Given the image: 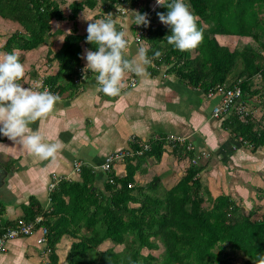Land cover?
<instances>
[{
	"label": "crops",
	"instance_id": "1",
	"mask_svg": "<svg viewBox=\"0 0 264 264\" xmlns=\"http://www.w3.org/2000/svg\"><path fill=\"white\" fill-rule=\"evenodd\" d=\"M49 1L54 3L53 8L56 6V15L44 42L25 53L22 61L25 74L18 81L25 87L33 88L32 83L36 80H44L45 85H49L46 77L57 74L59 70L55 53L62 48L65 36L74 30L87 35L88 23L94 19H101L111 13L116 27L127 31L128 47L125 55L129 59L136 57L139 46L149 48L155 34H151L150 30L142 41L135 40V12L148 13L152 22L149 29L151 26L170 28L161 23L159 18L152 16V10L157 6L156 0L150 1V11H144L146 0H134L137 5L117 4L127 7L126 14H121L118 9L110 12L105 8L104 0H89L96 1V5H85L75 18L72 17V3L86 0ZM30 3L31 0H0V57L8 53L3 46L9 38L20 32L21 42V38L28 35V29H32L35 21L31 18L35 9L29 7L32 6ZM254 8L264 17V0H257ZM84 14L93 17V21L85 20ZM202 25L205 29L209 27L204 22ZM216 38L230 50L255 44L251 36L216 34ZM93 46L82 42V54L87 49L98 50H94ZM197 53L193 49L191 57H195ZM82 64L84 68L85 59H82ZM241 66L242 61L239 62V67ZM153 67L149 63L145 64L143 76L126 72L121 82V92L114 97L106 96L100 90L95 74L90 70L88 78H82L76 85L68 84L64 88L53 89L49 85L51 92L59 94L61 101L48 116L30 127L33 130L39 128L46 142L61 144V149L54 158L42 159L35 156L0 134V165L8 172L4 184L0 186L1 223H10L9 226L15 223L24 214V207L32 197L38 199L48 212L52 204L50 193L61 182L81 177V172L76 169L78 163L96 172L94 188H101L105 181L113 180L110 178L113 172L119 177L126 176L125 158L115 160L109 171L104 170L101 165L109 156L129 152L135 140H166L161 158L156 160L151 156L142 161L137 166L134 182L131 183L151 190L148 185L159 177L160 184H154L153 187L159 192L156 193L157 196L165 195L166 190L176 187L192 163L202 166L198 177L202 180V195L209 206L223 194L230 195L237 203H245L252 197L247 204L258 200L259 194L264 195V183L261 182L264 179V147L253 151L251 145L241 142V137L231 135L225 126L230 112L219 117L213 115V108L219 104L221 96H211L203 86L194 87L179 81L174 73L167 72L165 65L161 70ZM239 67L230 75L227 84L235 79ZM132 78L136 79L134 86L131 85ZM253 84L258 93L248 104L252 115L260 120L264 115V80L261 74L254 77ZM172 133L187 137L180 145L185 144L188 149V145L192 144L194 158L185 153L181 157L175 155V144L166 139ZM146 149H151V146L147 144ZM194 159L196 162H193ZM140 203L139 199L131 205L136 207ZM40 216L44 217H37ZM78 240L79 238L70 234L62 237L57 244L58 264H68L67 254L72 243ZM124 247L123 244L106 239L98 250L113 249L115 252H122ZM45 249L46 246L37 242V234L14 238L7 242L4 251H0V264H51L49 253ZM142 253L153 258L149 264H161L166 248L159 243V247L144 248Z\"/></svg>",
	"mask_w": 264,
	"mask_h": 264
},
{
	"label": "trees",
	"instance_id": "2",
	"mask_svg": "<svg viewBox=\"0 0 264 264\" xmlns=\"http://www.w3.org/2000/svg\"><path fill=\"white\" fill-rule=\"evenodd\" d=\"M150 1L146 0L144 11L151 10ZM256 1L186 0L198 17V25L204 29L203 41L195 48L197 55L192 58L193 49L181 52L168 44L165 38L171 34L170 28L151 26L149 31L155 34L147 56L150 61L152 58L155 60L149 64L157 70L165 65L167 72L174 73L179 81L194 87L203 86L209 91L218 84H227L242 61L235 79L228 85H239L242 88L241 100L248 104L258 93L253 88L254 77L261 74L264 80V17L254 8ZM31 2L29 7L35 9L31 18L35 21L32 29H28V35L21 38V42L18 32L3 46L8 53L15 49L21 62L26 52L44 42L56 15L52 1ZM104 3L110 12L117 9L119 3L137 5L134 0H104ZM85 5L95 6L96 1L72 3V17L75 18ZM167 11L166 6L157 5L152 16L158 18V12ZM202 22L209 27L205 29ZM117 30L120 29L117 27ZM216 34L251 36L255 44L230 50L218 42ZM86 37L76 30L65 36L62 48L55 53L59 70L57 74L46 77L52 89L78 84L75 79L80 76L78 67L83 66L82 42L87 43ZM87 45L93 46L91 43ZM92 48L97 49L96 45ZM157 51L159 57H155ZM229 115L225 126L231 135L241 137V142L251 145L253 151L264 147V115L260 120L252 115V110L244 119L235 110ZM165 143L162 140H135L124 156L127 175L119 177L113 172L110 176L113 182L107 180L101 188H94L96 172L82 165L79 170L81 177L61 182L50 193L52 204L48 212L38 199L32 197L24 207V214L15 223L9 226L10 223L7 225L0 221V235L9 227L16 226L20 218L33 221L44 215L42 225L48 228L45 246L46 250L50 249L51 264L59 262L57 244L65 234L79 238L72 243L67 254L68 264H149L153 258L145 256L142 250L159 247V243L166 248L161 264H253L257 253H264V213L260 218H254L256 210L251 209L245 215L242 205L226 194L218 196L213 205H207L202 195L203 183L198 177L201 165L192 163L179 184L166 190L162 196H157L159 192L153 189L154 184H160L159 177L148 185L151 190L131 184L137 166L151 156L159 160ZM181 143L173 146L175 155L181 157L185 153L194 158L195 153ZM147 144L151 149L145 150ZM259 195V198L264 196ZM139 199V206L131 205ZM106 239L125 245L124 250L99 251L98 247ZM239 255L243 258L237 262L236 256Z\"/></svg>",
	"mask_w": 264,
	"mask_h": 264
},
{
	"label": "clouds",
	"instance_id": "3",
	"mask_svg": "<svg viewBox=\"0 0 264 264\" xmlns=\"http://www.w3.org/2000/svg\"><path fill=\"white\" fill-rule=\"evenodd\" d=\"M156 3L168 9L167 13H157L160 22L171 29V34L165 38L168 44L184 52L195 49L202 43L204 29L198 25V18L186 0H156ZM84 19L93 21V17L85 14ZM134 24L150 25L148 13L135 12ZM127 35L126 30H117L111 13L88 23L86 42L96 45L98 50L87 49L81 54V59L86 60L82 70L83 78H88L90 70L95 74L96 84L106 96L120 94L121 82L126 72L143 76L144 65L151 62L147 56L149 49L144 45L138 47L136 57L129 59L125 55ZM159 55L157 51L155 57ZM24 74L25 67L15 49L0 57V134L35 156L42 159L54 158L61 149V144L46 142L39 128L33 130L30 125L48 116L61 101V97L47 88L43 91L34 90L18 83ZM253 264H264V253L258 252Z\"/></svg>",
	"mask_w": 264,
	"mask_h": 264
},
{
	"label": "built area",
	"instance_id": "4",
	"mask_svg": "<svg viewBox=\"0 0 264 264\" xmlns=\"http://www.w3.org/2000/svg\"><path fill=\"white\" fill-rule=\"evenodd\" d=\"M117 9H119L121 14H126L128 12V9L124 5L117 6ZM150 25H151V19ZM144 25H136V34H135V40L136 41H142L144 37L147 35L149 31V27ZM84 68L82 66L78 67V71L80 73V76H78L75 80L77 83H80L83 78V70ZM131 85H136V79H131ZM33 88L43 91V89L47 88L51 91V87L49 85H45L44 80H36L32 83ZM209 95H220L221 100L219 104L215 105L213 108V115L216 117H219L222 114H225L226 112H230L232 110H235L239 112V114L242 116L241 118L244 119L246 115H248L251 111L250 106L247 103L242 102V88L239 85H232L229 86L228 84H218L215 88H210L208 91ZM185 136L178 135V134H169L166 138L168 141L173 142L174 144H177L178 142H185L186 141ZM164 141V140H163ZM166 141V140H165ZM189 150H193L194 146L192 144L188 145ZM128 152H123L121 154H117L116 156H109L107 157L106 161L101 165V167L104 170H111L113 162L117 159L124 158L125 155H127ZM193 162H196L194 159ZM82 165L80 163L76 164V169L79 171L80 167ZM113 181V180H111ZM52 186H54V183H52ZM131 186V185H129ZM44 221V217L40 216L37 217L33 221H26L24 219H19L16 226L9 227L3 234L0 235V251H4L6 249V244L9 240H12L14 238H18L21 235H31L36 234L37 235V242L42 245H46V242L48 241V228L44 225H42V222ZM46 250V249H45ZM50 250V249H48ZM46 250L47 253L49 251Z\"/></svg>",
	"mask_w": 264,
	"mask_h": 264
},
{
	"label": "rangeland",
	"instance_id": "5",
	"mask_svg": "<svg viewBox=\"0 0 264 264\" xmlns=\"http://www.w3.org/2000/svg\"><path fill=\"white\" fill-rule=\"evenodd\" d=\"M261 182L264 183V179L263 178L261 179ZM250 198H252V197H249V200H247L245 203H241V201H240V203H238V204L247 206L248 208H250V207L253 208L254 210H256V216H254V218H260L262 213H264V198H258V200H255L253 203L249 202L247 204L248 201L252 200ZM241 256L240 255L236 256V261L237 262L242 261L243 255H241ZM94 264H98V263L96 262Z\"/></svg>",
	"mask_w": 264,
	"mask_h": 264
},
{
	"label": "water",
	"instance_id": "6",
	"mask_svg": "<svg viewBox=\"0 0 264 264\" xmlns=\"http://www.w3.org/2000/svg\"><path fill=\"white\" fill-rule=\"evenodd\" d=\"M8 172L0 165V186H2L5 182V178L7 177ZM242 210L245 215L249 214L250 209L247 206L242 205Z\"/></svg>",
	"mask_w": 264,
	"mask_h": 264
}]
</instances>
